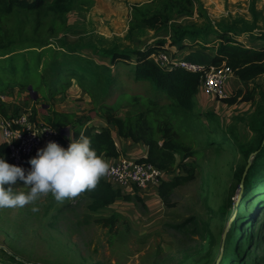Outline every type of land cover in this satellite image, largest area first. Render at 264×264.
<instances>
[{
	"label": "rangeland",
	"instance_id": "1",
	"mask_svg": "<svg viewBox=\"0 0 264 264\" xmlns=\"http://www.w3.org/2000/svg\"><path fill=\"white\" fill-rule=\"evenodd\" d=\"M151 1L95 0L89 9L78 2L68 16V41L78 54L100 63H107L108 58L99 53L112 48L144 51L165 41L162 48L172 47L170 50L174 51L176 46H172L171 38L176 28L202 33L196 40L184 39L186 42L179 48L182 53L177 55L179 59L184 58L186 47L187 51L199 49L202 56L206 53L207 59H211L208 50H214L220 43V35L232 26L244 31L234 36L240 43L248 47L261 44L258 38L264 32V0H197L194 15L190 17L177 14L162 30L130 33L132 8ZM262 82L263 78H258L246 86L234 74L228 83L227 98L236 97L241 90L245 95L249 89L253 91L255 83ZM81 93L73 88L59 95L55 105L70 110L79 123L80 119L91 118L89 125L100 127L102 122L93 102ZM258 93L256 98H259ZM20 98L23 110H28L33 98L27 90L20 92ZM0 99L11 116L18 114L17 84H12ZM23 101H27V105ZM37 101L39 109L41 103L49 102L40 96ZM140 111L139 106L132 105L118 111V116ZM253 111L252 103L243 97L235 104H228L224 99L199 92L196 112L208 131L195 132L185 140L199 148L204 141L226 133L230 138L237 134L242 143L248 144L255 137L247 122ZM208 113L214 116L209 118ZM61 131L74 140L70 128ZM225 145L227 147L221 151L207 149L200 159L204 162L203 173H197L193 181L173 189L166 199L159 194L160 185L149 193L135 187L113 185L133 197L139 195L144 203L135 198L131 202L118 200L97 212L88 209V196L71 188L55 173L43 166L30 171L29 168L34 167L32 159L25 169L15 171L19 179L10 178L1 170L8 164L6 158L0 168V264H16L6 262L8 256H15L25 264H215L223 257V251L224 264H264V208L257 212L259 202L264 199V182L256 186L251 193L252 202H247L241 210L244 220L235 233L240 242L237 261L231 257L233 246L227 238L236 215L224 220L219 214H212L208 207L217 210L229 197L237 207L242 199H239L241 191L237 187L236 171L245 161L236 145ZM49 159L52 162L54 158L49 156ZM165 177V181H171L174 175ZM114 215L117 216L114 230L96 223L98 218ZM193 216L207 222L204 235L193 228L178 231L171 226ZM246 217L253 219L247 224Z\"/></svg>",
	"mask_w": 264,
	"mask_h": 264
},
{
	"label": "trees",
	"instance_id": "2",
	"mask_svg": "<svg viewBox=\"0 0 264 264\" xmlns=\"http://www.w3.org/2000/svg\"><path fill=\"white\" fill-rule=\"evenodd\" d=\"M78 2L89 9L95 0H0V96L12 84H17L27 91L32 86L42 99L50 101L65 94L76 81L93 102L97 115L115 127L120 137L148 147L147 158L140 162L153 165L165 176L174 175L171 181L161 180L159 194L162 199H166L176 187L193 181L197 173H203L204 162L200 159L207 149L221 151L227 147L226 143L237 146L245 161L236 171L238 189L251 156L257 153L244 178L240 204L236 207L233 198L229 197L217 210L208 205L212 214H219L224 220L236 215L227 238L233 246L231 257L237 261L240 242L236 240L235 233L238 224L244 220L241 210L247 202H252L250 197L256 186L264 182V32L258 38L259 47H248L234 37L244 31L229 27L220 35V43L213 50V60L207 64L220 66L225 63L246 86L263 78L262 83H255L253 91L249 89L244 95L241 90L236 97L224 99L228 104H235L238 98L243 97V100L252 103L254 111L247 122L255 137L246 144L240 141L237 134L230 138L223 133L196 148L185 138H190L195 132L205 134L208 131L196 112V96L202 75L180 68L164 70L150 59L151 53L162 48L165 41H159L157 46L144 51L102 50L99 54L108 58L109 64H99L78 54L67 38L70 30L68 16ZM197 3V0H152L137 4L132 8L129 32L162 30L174 15H194ZM201 34L199 30L176 28L171 44L182 48L184 39L193 41ZM257 92L259 98H256ZM132 105L139 106L141 111L128 113L125 117L118 116V111ZM16 115L11 116L7 105L0 99V118L6 121ZM31 115L36 121L38 110L33 108ZM207 116L212 118L214 115L208 113ZM44 120L54 128H70L73 131L74 145H65L61 156L67 163L66 173L75 189L90 199V211H100L118 200L131 202L135 198L144 203L139 195L133 197L115 189L106 179V160H115L121 155L110 129H83L74 115L57 111L46 115ZM70 139L63 135L64 143ZM78 144L83 146L82 151ZM8 154L6 143L0 144V168L1 163L8 159ZM88 166L95 169L92 182L88 178ZM1 170L12 179L20 178L9 161ZM263 208L264 199L259 202L257 212ZM251 219L253 217H246V223ZM116 221L115 215L96 219L97 224L111 230L116 227ZM171 226L178 231L193 228L202 235L207 232V222L197 216ZM224 253L215 264H224ZM7 261L25 264L15 256H8Z\"/></svg>",
	"mask_w": 264,
	"mask_h": 264
},
{
	"label": "built area",
	"instance_id": "3",
	"mask_svg": "<svg viewBox=\"0 0 264 264\" xmlns=\"http://www.w3.org/2000/svg\"><path fill=\"white\" fill-rule=\"evenodd\" d=\"M170 49V47L157 48L149 58L164 70L180 68L201 74L200 90L207 97L219 99L228 97L226 85L234 75L232 68L226 64L214 66L179 59L178 53ZM0 128L4 143L9 149L8 161L16 172L25 169L42 147H48L54 152L61 153L65 145L67 147L74 145V140L71 139L64 143L60 129L37 122V120L33 121L31 113L28 112H23L6 121L0 118ZM164 177V172L140 160L118 158L111 160L106 167V179L120 188L146 189L151 185H160Z\"/></svg>",
	"mask_w": 264,
	"mask_h": 264
},
{
	"label": "crops",
	"instance_id": "4",
	"mask_svg": "<svg viewBox=\"0 0 264 264\" xmlns=\"http://www.w3.org/2000/svg\"><path fill=\"white\" fill-rule=\"evenodd\" d=\"M94 13L95 9H94ZM186 41H184L185 43ZM172 48V47H171ZM196 48V47H195ZM200 49H202V47H200ZM173 50L177 53H182V51L178 48V47H173ZM203 50H207V49H203ZM211 52L212 56L211 59H207L208 54L205 53V57L202 56V51H200L199 49H195V51H187V47L185 48L183 54H185L183 59H187V60H194L203 64H210L212 62V58L215 55L213 50H208ZM82 55V54H81ZM85 56V55H83ZM87 57V56H86ZM89 58V57H87ZM91 59V58H90ZM107 59V58H106ZM95 60L97 63L98 62L96 59ZM101 64V63H100ZM102 64H109V59L107 63H102ZM233 78V76L230 78V80ZM230 83V81L228 82ZM228 83L226 85V88H228ZM73 88H77L80 90V92H82L81 94L84 93V91L78 86L76 81H73V85L72 87L68 90L71 91ZM82 90V91H81ZM25 91L24 89H22L19 85H18V115L23 113V112H28V113H32L33 108H36L38 110V115L36 116L37 122L40 123H45L44 118L46 115L51 114L52 111H57L60 113H69L71 114L72 112L70 110H67L64 108V106H62V108H59L57 105H55L56 103H58L59 101H57L58 96H56L54 99L50 100L49 102H46L45 104L41 103V109H39V106L36 102L38 101H34L32 100L30 103V107L27 108L28 110L24 111L22 108V101L20 98V92ZM199 92H201V90L199 89ZM198 92V94H199ZM228 92V89H227ZM61 95V94H60ZM2 96V95H1ZM30 96V94H29ZM83 96L88 97L87 94H83ZM89 98V97H88ZM90 99V98H89ZM91 100V99H90ZM21 101V102H20ZM24 105H27V101H23ZM100 118V121L102 122V125H100V127H96L94 125H89V122L91 121V118H85L84 121L81 120V123H79V125H81L83 127V129L89 127V128H95L94 131H99V129L101 128H108L111 130L112 136L114 138V141L120 151V157L119 158H126V159H131L133 161L136 160H141L143 158H147L148 156V147H146L143 144L140 143H135L134 141H132L131 139H125L122 138L118 135L117 130L115 129V127H113L112 125H108V123L106 122V120L100 116H98ZM0 144L4 143V138H3V134L0 128ZM78 148L80 151H82L83 146L78 144ZM49 156L53 157L54 159L52 160V162H49ZM32 164L34 167H30L29 170H36L38 166H43V168H46L49 172L55 173L56 176H58V178H60L63 182L71 185V188H75L73 185V182L71 180V178L67 175L66 173V169H67V163L65 162V160L63 159V157L61 156V153H57L54 152L53 150L49 149L48 147H42L36 154L35 157L32 158ZM107 163H109L111 160L107 159L106 160ZM45 165V166H44ZM95 173V169L93 166L89 167L88 166V178L89 181L92 182L93 181V176ZM166 177L163 178V180H165ZM157 185H151L150 187L146 188V189H142L139 190L140 192H145V193H149L151 192L152 189L156 188ZM75 190V189H74Z\"/></svg>",
	"mask_w": 264,
	"mask_h": 264
},
{
	"label": "water",
	"instance_id": "5",
	"mask_svg": "<svg viewBox=\"0 0 264 264\" xmlns=\"http://www.w3.org/2000/svg\"><path fill=\"white\" fill-rule=\"evenodd\" d=\"M28 91H29L31 97L33 98V100H34V101H37L38 98H39V95H38L37 92H35V91L33 90L32 86H29V87H28ZM66 130H68V129H66ZM62 133H63V135L65 134L64 131H63ZM256 154H257V153H254V154L251 156V158H250V160H249V165L247 166L246 171L244 172L242 182H241L240 185H239V189H240V191H241L240 196H239V199L242 197V193H243V181H244V178H245V176H246L247 170H248V168L250 167V164L252 163V160H253V158H254V156H255Z\"/></svg>",
	"mask_w": 264,
	"mask_h": 264
}]
</instances>
